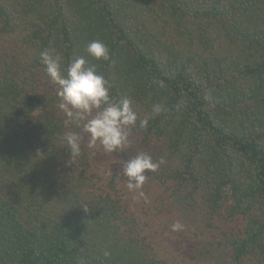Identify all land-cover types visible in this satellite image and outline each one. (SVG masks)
Instances as JSON below:
<instances>
[{"label":"trees","instance_id":"trees-1","mask_svg":"<svg viewBox=\"0 0 264 264\" xmlns=\"http://www.w3.org/2000/svg\"><path fill=\"white\" fill-rule=\"evenodd\" d=\"M93 40L110 61L88 57ZM45 49L64 69L83 56L113 98H132L121 162L163 159L147 175L167 199L207 228L236 222L215 242L231 264H264V0H0V264H172L127 178L102 173L83 122L58 108ZM68 132L81 136L71 159Z\"/></svg>","mask_w":264,"mask_h":264},{"label":"clouds","instance_id":"clouds-1","mask_svg":"<svg viewBox=\"0 0 264 264\" xmlns=\"http://www.w3.org/2000/svg\"><path fill=\"white\" fill-rule=\"evenodd\" d=\"M88 57L95 61H110L109 48L98 40L86 46ZM40 62L50 82L57 87L58 108L66 118L79 127L83 122V131L88 134V147L97 144L107 153H116L128 148L130 135L137 124V114L133 110L130 97L115 99L110 94V84L98 71V65L89 63L83 56L72 60L62 68V57L52 56L48 50L40 52ZM160 104L152 106V114L159 115L163 111ZM148 125V119L139 122L140 128ZM67 150L72 157L81 153V136L78 132H68L64 136ZM163 159L154 161L146 153H137L134 157L122 162L121 172L127 178V189L135 193L134 199L145 197L143 186L149 173L156 172L164 164ZM85 212L87 207H83ZM173 231H182L184 225L179 221L171 226ZM105 256L109 253L105 252Z\"/></svg>","mask_w":264,"mask_h":264},{"label":"rangeland","instance_id":"rangeland-1","mask_svg":"<svg viewBox=\"0 0 264 264\" xmlns=\"http://www.w3.org/2000/svg\"><path fill=\"white\" fill-rule=\"evenodd\" d=\"M95 148L98 151L95 160L104 167L103 174L112 177L121 172L119 157L103 151L99 144ZM143 188H149V191L144 198L134 202L135 207L148 223L145 234L153 241V249L161 258L172 264H231L229 249L215 240L222 236L223 230L234 229L236 222L215 221L212 227L207 228L199 214L186 209L178 201L167 199L171 190L160 186L150 176ZM156 206H160L162 211L156 210ZM177 221L184 225L180 233L171 228Z\"/></svg>","mask_w":264,"mask_h":264}]
</instances>
